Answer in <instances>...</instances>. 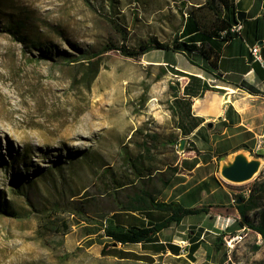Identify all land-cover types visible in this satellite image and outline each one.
<instances>
[{
    "label": "rangeland",
    "instance_id": "rangeland-1",
    "mask_svg": "<svg viewBox=\"0 0 264 264\" xmlns=\"http://www.w3.org/2000/svg\"><path fill=\"white\" fill-rule=\"evenodd\" d=\"M202 2L0 0V198L15 213L0 214V264H170L162 257L145 262L102 255V248L111 246L102 227L146 226L166 216L118 209L126 194L159 188V179L172 175L175 161L194 148L185 140L182 151L178 149L183 134L175 128V115L184 116L189 104L188 99H174L170 86L180 90L187 76L182 70L199 67L200 57L160 50L127 57L107 50L100 54L98 75L85 88L72 82L75 65L62 56L95 53L110 44L135 48L148 39L169 45L186 41L182 26L188 22L187 32L193 27L188 14L199 16ZM193 38L200 36L194 33ZM33 45L49 55L40 59ZM187 78L186 94H198L199 78ZM192 139L200 148V129ZM227 144L220 142L219 149ZM212 152L220 154L213 149L202 156L190 153L182 158L183 166L208 161ZM132 163L143 178L130 168ZM262 178L259 172L250 182L230 187L245 192ZM112 179L132 183L117 188ZM12 180L20 184L19 192L8 189ZM172 186L173 198L184 204L186 197L195 206L224 200L215 178L203 179L200 188L199 170L191 179H172ZM257 213H248L254 225ZM186 219L178 230L189 227L192 218ZM211 222L207 216L205 223ZM175 230L173 225L161 236ZM140 248L122 246L134 253ZM180 252L188 253L185 248ZM210 262L264 264V242L257 244L250 229L229 252L221 245L200 264Z\"/></svg>",
    "mask_w": 264,
    "mask_h": 264
},
{
    "label": "crops",
    "instance_id": "crops-1",
    "mask_svg": "<svg viewBox=\"0 0 264 264\" xmlns=\"http://www.w3.org/2000/svg\"><path fill=\"white\" fill-rule=\"evenodd\" d=\"M223 16L231 26L237 22L241 23L242 28L239 35L224 41L219 38L207 39L211 48L218 53L216 66L210 68L207 62L200 57L199 67L196 69L184 68L182 71L187 74L184 79L186 81L182 82L180 90L174 98L188 99L189 104L184 116L177 118L175 115L176 130L183 134L182 137L185 140L194 145V148L189 150L185 156L190 153L202 156L208 149L217 150L220 154L212 152L208 161L201 160L189 164L187 167H184L182 163V158L185 156L177 159L174 163L175 168L171 181L157 196L162 201H176L184 207H205L206 210L185 216L186 220L192 218L187 228L178 230V226L184 220L182 218L178 224H172L166 228L171 229L174 225L177 229L168 236L162 237V230L149 241L138 243L137 245L141 248L135 252L150 257H162L170 264L208 262L223 245L221 244L218 248L214 245V240H218L216 235L235 233L240 230V216L235 206L237 203L233 202V194L244 196V192H236L218 177L217 159L220 155L231 153L241 147H245L253 153L256 138L264 137V67L250 53L251 47L258 46V54L264 63V44H259L264 40V0H234L233 4L224 10ZM187 77L199 78L200 96L182 95L185 86L189 84ZM203 83H206L210 89L201 94ZM183 117L187 122L183 120ZM177 120H180V124L177 123ZM198 129H200V148L196 147L192 139L193 132ZM222 141H226L228 144L219 149L218 144ZM259 154L264 155V148ZM198 170L200 171V188L203 179L215 178L220 189L224 190L223 201L195 206L188 204V197H186L185 204L173 198L172 179L180 176L191 179ZM163 171L161 170L160 173ZM207 216L210 221L212 220L209 224L205 223ZM149 225L152 223L149 222L146 226ZM118 226L127 227L120 226V224ZM245 227L248 230L251 229ZM251 230L254 231L255 236H259L258 231ZM184 234H187L186 237ZM182 248H185L188 253L182 254L180 252Z\"/></svg>",
    "mask_w": 264,
    "mask_h": 264
},
{
    "label": "trees",
    "instance_id": "trees-1",
    "mask_svg": "<svg viewBox=\"0 0 264 264\" xmlns=\"http://www.w3.org/2000/svg\"><path fill=\"white\" fill-rule=\"evenodd\" d=\"M233 2L234 0H203V2L199 6L200 17L192 11L188 14L190 18L189 22L193 23V27H191V29L187 32L186 26L188 22L185 21L182 26V30L180 33L182 34L181 38H186V41L176 40L174 42V45H169L167 43L158 42L155 39H148L147 41L138 44L135 48H127L125 46L117 47L110 44V46L102 48L99 52L90 54L77 53L76 56H73L65 52V55L62 56V59L70 65H75L76 70L75 74L72 76V82L83 85L85 88H89L100 71V67L102 64L100 54L112 49L119 50L123 55L127 57H138L153 50L163 51L164 54L174 51H179L182 54L195 53L205 62H207L210 68H214L216 66L218 53L211 48V46L208 44L207 39L219 38L224 41L234 37V34L229 30L231 25L227 23L226 19L223 16L224 10L229 8L233 4ZM192 33L199 34L200 38H193ZM21 38L24 39V37ZM33 46L37 48L38 57L40 59L49 55V52L47 50L43 51L39 46ZM186 88L187 85L183 90V94H186ZM170 89L172 90L173 98H175L178 94L179 88L170 86ZM208 89L210 88L207 86V84L203 83L201 94ZM194 95L200 96V92ZM136 158L138 157L136 156ZM130 166V168H135L134 170L138 178H143V175L140 173L139 168L136 167L134 163L130 164ZM145 171L148 172L146 173V175L149 176L151 172L150 167H147ZM172 172L173 170H171V173ZM171 176L172 175H170L166 179H159L161 184L159 188L148 190L140 187L137 190H134L131 194H126V202L123 203L118 209L124 212L155 210L166 213V217L149 226L129 225L123 228L119 227L118 225L103 226L102 235L110 241L109 245L111 246H109L106 251L104 248H102V255H109L118 259L128 258L151 262L153 260L152 257L148 255L136 254L132 251H125L124 249H122V246L147 242L154 235L170 227L172 224H178L185 216L197 214L206 210L205 207L188 208L182 206L176 201L159 200L157 196L161 192V190H163V188H165V186L171 181ZM112 182L116 185L117 188H119L125 184H131L132 179H126V182L112 179ZM8 189L11 192H19L20 184L18 183V181L12 180L8 184ZM233 199L234 201L240 199V203L235 205L240 216V228L243 226H247L253 230L258 231L261 234L262 240L264 242V178H262L251 189H249V193L247 196L233 194ZM255 211L258 212L257 225H254L253 221L250 220L248 216L249 212L256 213ZM0 214L8 216H13L15 214L11 208V203L6 200H2L1 198ZM259 228H261V232L259 231ZM217 238L218 240L216 239L214 245L218 248L221 244H223L222 234H219ZM113 244L119 245L120 247H112ZM258 248V245L253 246L254 250H257Z\"/></svg>",
    "mask_w": 264,
    "mask_h": 264
},
{
    "label": "water",
    "instance_id": "water-1",
    "mask_svg": "<svg viewBox=\"0 0 264 264\" xmlns=\"http://www.w3.org/2000/svg\"><path fill=\"white\" fill-rule=\"evenodd\" d=\"M259 44H264V40ZM184 143V138L179 140L180 151ZM217 161L218 177L228 185H241L250 182L259 174L264 164V155H256L249 149L241 147L231 153L220 155ZM236 203H240V199H237Z\"/></svg>",
    "mask_w": 264,
    "mask_h": 264
},
{
    "label": "built area",
    "instance_id": "built-area-1",
    "mask_svg": "<svg viewBox=\"0 0 264 264\" xmlns=\"http://www.w3.org/2000/svg\"><path fill=\"white\" fill-rule=\"evenodd\" d=\"M242 25L240 22L235 23L234 25H232L230 27V32H232L234 34V36H238L239 32L241 31ZM250 53L252 54L253 58L256 61H259L261 63V65L264 67V63H262V60L258 54V46H253L250 48ZM264 148V137L262 136H258L255 140V146L253 149V153L257 154L259 153L262 149ZM261 173H263L264 175V164L260 170ZM249 193V190L247 189L243 195L247 196ZM234 202V200H233ZM248 229L243 226L240 228V230L238 232L235 233H228V234H224L222 235V241H223V246H225L226 251L229 252L231 250V248H233L234 244L237 243V238L241 237V235H245V231H247ZM263 240H260L256 237V243L260 244L262 243Z\"/></svg>",
    "mask_w": 264,
    "mask_h": 264
},
{
    "label": "bare ground",
    "instance_id": "bare-ground-1",
    "mask_svg": "<svg viewBox=\"0 0 264 264\" xmlns=\"http://www.w3.org/2000/svg\"><path fill=\"white\" fill-rule=\"evenodd\" d=\"M0 108H1V107H0ZM1 111L3 112V110L0 109V118L3 116V115H2L3 113H2ZM6 111H7V110H6ZM6 111H5V112H6ZM8 114H9V113H8ZM4 115H7V114L4 113ZM1 120H2V119H1ZM3 121H4V120H3ZM256 237H257L258 239L262 240V237H261L260 234H259V236H255V241H256ZM243 239H244V235H241V237H238V238H237V243L241 242ZM231 249H232V248H231Z\"/></svg>",
    "mask_w": 264,
    "mask_h": 264
}]
</instances>
